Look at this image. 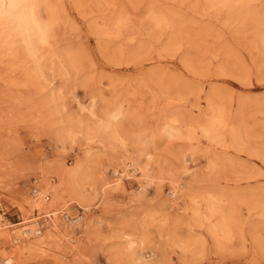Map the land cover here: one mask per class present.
<instances>
[{"label": "rangeland", "instance_id": "obj_1", "mask_svg": "<svg viewBox=\"0 0 264 264\" xmlns=\"http://www.w3.org/2000/svg\"><path fill=\"white\" fill-rule=\"evenodd\" d=\"M231 1L40 0L39 17L56 22L39 59L21 40L0 48V230L13 237L31 217L45 231L52 209L30 206L34 189L68 188L61 175L81 162L91 210L61 214H84L91 232L41 248L0 237L13 257L0 264H264V0ZM211 105L243 121L240 146L222 127L226 146L164 130L176 116L183 133ZM130 159L139 170L116 182ZM210 192L230 202L227 239L210 232ZM131 241L145 263L130 260Z\"/></svg>", "mask_w": 264, "mask_h": 264}, {"label": "bare ground", "instance_id": "obj_2", "mask_svg": "<svg viewBox=\"0 0 264 264\" xmlns=\"http://www.w3.org/2000/svg\"><path fill=\"white\" fill-rule=\"evenodd\" d=\"M224 1L230 3L232 2L231 0H209L212 6L213 4L217 5V3L221 4V2H223L224 4ZM230 3L228 4L231 5ZM39 4L40 0H0V48L6 49L9 52H13L14 54L13 48L16 45L17 41L21 40L24 42V47L29 52V54L34 56L37 60L39 59L40 55L38 53L40 50V46L46 45L49 42L53 30V25L56 22L54 18L50 22H43V17L41 19L39 17V15L41 14H38L40 12ZM158 16L159 15L157 14V17L154 18L156 20H153L157 21V23L163 22V17ZM7 56L9 55L7 54ZM209 100H212L211 97ZM121 106H119V108ZM209 107L210 108L208 109L204 120L198 122L197 124L187 125L183 133L180 128V125H171L172 123H177V121H179L178 117L176 118V116H173L175 118H169L172 123L168 125L167 122V125H164V130L177 138L193 140L196 138V135L193 134L197 131V129H199L202 135L206 136L210 141H216L218 143L217 140L220 139L217 138L222 137L221 129L224 128V132L228 135H231L232 143L230 145L235 147L240 146L239 143L243 141V139L246 137L245 136L243 138L242 135L244 129L243 121H237L230 118L228 119L223 112H215L213 110L212 105ZM123 111L119 110L118 113H123ZM219 142H222V146H226V143L223 141L222 138ZM146 155L148 158H151L152 156L150 152H146ZM185 156L188 158L190 157L188 155ZM189 159L192 160L191 157ZM85 169V166H83L81 162H77L75 167L72 168V170H70L67 174L63 173L61 175V180L64 183L68 182V188L66 189H62L63 187L53 186L52 184H50L49 180L40 185V190H38L37 188L34 189L35 194L30 200V206L32 208L34 207L35 209H52L51 212H47L42 216L47 217L45 219V226L47 227L45 231H43V228L40 229L41 225L38 220L32 219L31 217H26L23 222H21V224L26 222L31 223L25 224L23 228L18 229V232L15 236L12 237L11 230H0V237L5 238L6 240H14L15 244L17 245L19 242L21 243L20 240L23 237H27V239H31V237H34L32 239L33 246L41 248V246L47 243L48 240H55L58 242H63L64 240H66L68 242H72L74 238V231L77 228H83V226L87 228V230H85L87 233L91 232L90 222L87 220L84 214H75L74 212L71 213V207H67L66 211L61 214V212L63 211V207L65 205L72 204L73 202H77L80 207H83L85 210H91L93 199H95L96 196V189L91 186L88 179H86L87 177H89V173L87 174ZM138 170L139 166L136 165L133 159H130L129 161L125 162V165L122 170H119L117 172L115 181L118 183H122L126 179H131L135 176V172H137ZM143 180L140 181V187L142 188L144 187L145 182L149 181L146 177H144ZM173 191L176 194L174 198H177L179 190L177 188H174L171 192L172 195L174 194ZM45 192H47V194ZM211 193L212 192H210V195L207 196L208 198L206 199L207 212L209 214H220V221L218 222V224L211 227L210 232H213L216 235L220 233V236L227 239L230 237L233 224L230 221L231 214H228L229 207L231 208V206L227 208L223 205V203H229L230 205V202H228L229 200L226 197L227 194L223 193L224 195H219L218 193L215 194L216 192L213 194ZM49 194L53 196L51 200L48 196ZM224 196L226 199L224 198ZM193 201H195L194 198ZM199 209L200 208H196L195 210L192 209V212L195 211L194 214L198 215L201 211ZM96 224L97 226H102L104 222L102 219H98L96 221ZM15 225L17 224H12L11 227ZM69 227H71L72 229L70 230ZM134 243L135 241H131L129 245L130 260L133 262H136L137 260L138 263H145L148 260L150 254H148V252L145 251L143 248L136 250ZM125 251L128 252V248H125ZM3 254L0 253V259L6 260L5 262L12 261V256H4Z\"/></svg>", "mask_w": 264, "mask_h": 264}]
</instances>
